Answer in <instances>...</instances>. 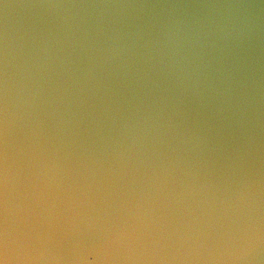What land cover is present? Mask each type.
Returning <instances> with one entry per match:
<instances>
[{"label":"water","instance_id":"1","mask_svg":"<svg viewBox=\"0 0 264 264\" xmlns=\"http://www.w3.org/2000/svg\"><path fill=\"white\" fill-rule=\"evenodd\" d=\"M7 264H264V0H0Z\"/></svg>","mask_w":264,"mask_h":264},{"label":"clouds","instance_id":"2","mask_svg":"<svg viewBox=\"0 0 264 264\" xmlns=\"http://www.w3.org/2000/svg\"><path fill=\"white\" fill-rule=\"evenodd\" d=\"M0 264H7V261L3 258L2 249H0Z\"/></svg>","mask_w":264,"mask_h":264}]
</instances>
